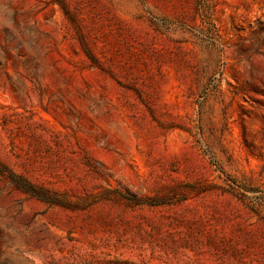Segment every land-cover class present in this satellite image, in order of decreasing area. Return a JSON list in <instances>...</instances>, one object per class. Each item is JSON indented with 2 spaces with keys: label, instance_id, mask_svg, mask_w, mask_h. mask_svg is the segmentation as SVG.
I'll use <instances>...</instances> for the list:
<instances>
[{
  "label": "rangeland",
  "instance_id": "rangeland-1",
  "mask_svg": "<svg viewBox=\"0 0 264 264\" xmlns=\"http://www.w3.org/2000/svg\"><path fill=\"white\" fill-rule=\"evenodd\" d=\"M0 264H264V0H0Z\"/></svg>",
  "mask_w": 264,
  "mask_h": 264
}]
</instances>
